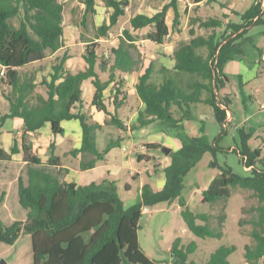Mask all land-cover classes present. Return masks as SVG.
I'll list each match as a JSON object with an SVG mask.
<instances>
[{
	"label": "trees",
	"instance_id": "16d2710c",
	"mask_svg": "<svg viewBox=\"0 0 264 264\" xmlns=\"http://www.w3.org/2000/svg\"><path fill=\"white\" fill-rule=\"evenodd\" d=\"M189 1L195 6L194 10L212 2L228 8L220 0ZM79 2L84 5L81 22L85 24L87 14L95 13L97 0ZM102 2L111 9L109 23L99 25L95 33L97 41L86 45L83 53L85 68L72 71L66 65L69 55L64 51L51 60L47 74L41 75L38 81L39 74L45 70L41 62L49 54L65 47L64 5L60 0H0V108L3 109L0 114V136L8 118H20L23 123L21 142L14 138L9 151L1 146L0 138V164L10 163L14 154L22 152L25 173L17 179L18 202L27 209L26 222L15 220L4 226L0 219V241L13 243L22 231L30 234L33 264H163L151 259L141 248L139 219L142 206L174 199H178L181 215L196 236L222 235L224 215H219L217 228L212 229L209 219L214 215L191 212L181 195L183 180L190 168L205 151L216 152V141L210 145L204 135L179 136L181 147L170 152V162L163 168V186L153 191L144 185L141 200L127 208L123 207L113 187L105 183L106 180L85 185L66 181L69 169L61 163L60 155L55 153L54 142L49 144L46 161L26 143L25 134L45 124L50 125L53 134H63L62 121L76 119L82 129L81 145L70 152L74 155L78 152L92 153L94 158L81 164L82 167L86 165L91 168L124 140L121 134L112 135L101 147L98 144V130L102 131L103 126L109 123L121 133L127 130L126 121L118 113L123 103L119 98L125 96L123 76L138 68V60L130 51L132 43L126 42L123 37H120L121 43L110 47L108 53L99 51L98 40L117 25L126 14L131 0ZM178 2L168 0L151 15L137 13L131 16V27L134 30L149 27L147 38L156 45L164 43L171 29L167 23L169 9L173 11L172 27L179 24L181 15ZM261 3V0H255L242 12L229 9L231 14L238 17L237 21L231 20L230 13L206 19L199 15L191 16L189 38L179 39L173 47L172 70L162 67L164 74L160 73V78H155L153 65L149 64L137 76L135 93L143 108L129 128L136 130L150 124H156L163 132L180 128L185 120L193 118L194 108L201 103L211 106L216 121L225 128L228 123L227 110H231L229 95L220 97V90L225 84L224 66L236 54L244 52L241 46L246 39L247 28L264 22ZM195 25L205 32L197 33ZM123 32L128 40H134L128 29ZM256 50L260 57L262 50ZM100 74H106V78L102 79ZM182 74L187 77L185 82ZM89 79L94 87L91 104L97 111L106 114L109 122L91 123L87 114L81 111L84 106L82 85ZM39 84L44 86L45 93L37 89ZM107 90L112 96L105 97ZM110 98H113L112 111L108 106ZM259 127L262 126L238 127L240 142L236 148H232L237 149L249 173L241 175L234 173L229 166L220 167V172L202 191L203 202L227 199L231 196L230 186L248 189L257 199V204L249 208L252 216L239 220L240 227L244 223L251 225L249 234L253 243L244 246V258L248 264H260L264 258V151L262 147L249 144V139ZM162 146L156 142L144 144L137 160H150L147 154ZM212 164L215 165V162ZM153 171H157L156 166ZM2 194L0 201L5 193ZM195 248L194 241L184 246L176 238L171 247L175 258L170 264H230L227 257L235 250L234 245L219 246L205 262L197 263L188 260V255Z\"/></svg>",
	"mask_w": 264,
	"mask_h": 264
},
{
	"label": "rangeland",
	"instance_id": "374dc122",
	"mask_svg": "<svg viewBox=\"0 0 264 264\" xmlns=\"http://www.w3.org/2000/svg\"><path fill=\"white\" fill-rule=\"evenodd\" d=\"M60 1L64 5L65 47L60 51L49 54L41 62L45 70L39 74L38 81H40L41 75L47 74L49 70L48 65L51 60L57 55H61L64 51L69 55L66 64L72 71L85 68L86 63L83 58V53L86 45L90 42L97 41L95 33L99 25L104 22L109 23L111 9L106 7L102 0H97L95 13L89 12L87 14L85 24L81 22L84 14V5L79 0ZM167 1L132 0L126 10V14L119 19L117 25L112 27L107 35L99 38V51L108 53L110 47H116L120 44V37H123L126 42L132 43L130 51L138 60V73L142 72L149 64H152L153 77L160 78V73L164 74L161 71V67L171 68L173 65L171 54L175 43L179 39L189 38L188 28L190 26L189 18L191 16L199 15L202 19H206L209 16L222 17L223 12L230 13V11L224 10L218 4H214V6L212 3L204 4L198 10H194L195 6L191 1L179 0L178 7L181 15L179 24L176 27H172L173 11L169 9L167 21L171 28L170 34L165 39L164 44L158 46L152 43L146 36L150 30L149 27L134 30L130 25L129 19L137 13L151 15L159 10ZM220 1L229 7L231 4L234 9L242 12L255 0ZM261 2L262 7H264V0H261ZM229 15L231 20H238L237 16L231 13ZM194 27L197 33L201 34L205 32L198 25ZM124 29H128L134 36L132 42L124 35ZM245 38L241 46L244 52L242 54H236L238 57L235 55L232 60L227 62L224 68L225 84L223 89L220 90V97L227 95H222L223 92L229 93L227 97L230 99L229 108L232 111L227 110V116L231 117V121L226 123L225 128L216 121L211 106L201 103L197 104L196 108H194L193 118L185 120L180 128L161 133L160 128L156 124H152L149 127L131 130L129 126L135 122L137 109L140 106V101L136 96L134 87L137 75V72H135L133 73L134 78L123 85L125 96L121 95L119 98L123 103H121L122 107L118 113L120 112L119 115L121 118L127 121V130L123 131L122 134L121 130L111 123L104 125L102 131L98 130V144L101 147H104L105 142L112 135L117 136L121 134L124 137L123 144L127 146V149H122V147L117 146L108 155H105L104 159L98 160L92 169L82 170L83 168L79 164L80 162L88 161L89 153H84L80 158H76L70 152L72 151L70 148L73 146L71 145L74 140L73 137L72 141L65 139L66 142L61 143L64 140L62 136L50 132L48 124H45L40 129L42 130L41 133L37 134V137L39 136L38 139L42 142L41 145L46 148V150L41 151V157L43 159L46 160L49 155V151H47L49 141H56L57 147L55 153L60 155L61 163L67 164L71 168L69 178L74 179L75 176L83 177L84 181H79L81 182L80 184H85V182H91L92 180L102 182V179H105L106 184L109 187H113L124 208L130 207L141 200V189L144 185H148L153 191L159 188L162 175L158 171L162 170L160 167L163 165L161 160L164 161L165 157H168L170 152L173 151L171 149L168 154H164L162 148L152 150L147 154L151 158L150 160L138 161L137 155L144 148V144L148 143L150 139L154 140L161 133V141L163 143L164 140L172 141L168 145H172L175 140L179 142V136L181 135H204L205 140L210 145H214L216 141V152L213 154L210 151H205L184 177L181 195L185 199L186 205L191 212L214 215L209 219V224L212 229L217 228L219 215H224L221 226L222 235L220 237L212 236L205 238L196 236L189 230L181 215V206L178 199L170 202L162 201L154 205H146L147 210L142 212L139 219L138 238L140 246L151 259L162 261L163 264H170L175 258V255L171 252V247L176 238L180 239V245L186 246L191 241L196 243V248L188 255V260L203 263L219 246L234 245L235 250L227 257L229 263L248 264L244 258V246L253 243V239L249 234L251 225L244 223L240 227L239 220L241 217L249 219L252 216L249 208L257 204V199L250 194L251 192L248 189H243L239 186H230L231 196L227 199H219L215 202L202 201V191L208 187L212 178L220 172V167L229 166L234 173L241 175L249 173L237 149L232 150V148H236L240 142L238 127L247 129L248 124H250L244 117L250 112L261 110L260 105H264V22L250 25L247 28ZM254 46L262 50L260 57L258 54H255V56L258 55L255 57L256 62L250 56L252 47ZM251 59L252 62H255L253 78L248 82L242 83L241 76L243 74L240 75L238 65L244 64L248 66L250 65L249 62H251ZM100 76L102 79L106 78V74H100ZM182 78L184 82L187 79L183 74ZM37 89L45 93L43 85L39 84ZM93 93L94 87L91 84V80H85L83 83L84 106L81 108V111L87 114L88 121L91 123L94 121L103 122L104 120L109 122L110 119L106 114L96 111V108L92 106L91 100ZM108 96H112L109 94V90L105 92V97ZM112 101L113 98H110L109 107L111 110L114 107ZM141 107L143 108L142 104ZM2 111L3 109L0 108V114ZM17 120V118H8L5 121L4 126L1 128L4 138L7 137L9 131L17 132ZM72 126L73 129L69 128V130L72 131L73 135L75 132L78 134L80 131L79 123L74 120ZM262 128L264 127H259L260 130ZM223 129H225V132H223ZM21 131H23V126ZM29 134L32 135V132ZM259 135L253 139V146L258 144L262 146L263 141L260 137L264 136V131L259 132ZM28 137V133L25 134L26 143L29 142L31 145ZM16 139L19 142L21 140V134H17ZM168 145L163 146L171 148ZM126 153L129 155L127 158L125 156ZM15 159L16 161L14 160L8 164H0V195H3L2 192L5 193L4 198L0 201V219L4 226H8L15 220L26 222L27 217V209L21 207L18 202L17 179L19 175H24L25 173V164L21 161L23 160V155L21 153L15 154ZM213 162H215V165L212 164ZM154 166L157 167L158 173L153 171ZM243 207L245 208L244 211L242 210ZM198 223L202 222L198 221ZM2 261L5 262L4 264H33L30 234L22 231L13 243L0 241V264H2ZM260 264H264V258L260 261Z\"/></svg>",
	"mask_w": 264,
	"mask_h": 264
},
{
	"label": "crops",
	"instance_id": "0c3cea01",
	"mask_svg": "<svg viewBox=\"0 0 264 264\" xmlns=\"http://www.w3.org/2000/svg\"><path fill=\"white\" fill-rule=\"evenodd\" d=\"M132 1V0H131ZM179 3V2H178ZM212 4L214 5V4H217V3H214V2H212ZM215 6V5H214ZM227 7L228 8H223L224 10H227V11H229V9H234V7H233V5H231L230 4V7L227 5ZM178 9H179V7H178ZM180 11V10H179ZM168 13V12H167ZM223 13H225V12H223ZM218 17V16H217ZM167 23H168V21H167ZM170 26V25H169ZM168 37V36H167ZM166 37V38H167ZM164 43H162V44H160L161 46L163 45ZM156 45V44H155ZM159 46V45H158ZM243 48V47H242ZM172 50H173V48H172ZM255 54H258V52L256 51V48L255 47H252V53H251V57L252 58H254V61L256 62L257 60H256V58L255 57H257L258 55H256L255 56ZM236 57H238V55H236ZM242 57V56H241ZM255 62H252V59H251V62H249V64L250 65H248V66H245L244 64H242V65H238V70H239V72H240V75L241 74H243L242 76H241V78H242V83H244V82H248V81H250L252 78H253V75H254V65H255ZM173 63H174V61H173ZM227 64V63H226ZM226 64H225V66H226ZM67 65V64H66ZM68 66V65H67ZM173 66V65H172ZM225 66H224V68H225ZM69 67V66H68ZM70 68V67H69ZM71 69V68H70ZM170 71L172 70V67L171 68H168ZM225 70V69H224ZM161 71L163 72V70H162V67H161ZM135 72H137V75H136V81H137V76L141 73V72H139L138 73V68L136 69V70H134L133 72H131V73H128V74H125L123 77H124V79H125V83L126 82H129L130 80H132V78H134L133 76V73H135ZM225 72V71H224ZM84 83V82H83ZM124 83V84H125ZM136 83V82H135ZM83 86V85H82ZM134 87H135V84H134ZM224 87V86H223ZM223 89V88H222ZM124 93H125V91H124ZM221 94H222V91H221ZM224 94H227V95H229V93L228 92H223V94L222 95H224ZM226 95V96H227ZM137 96V95H136ZM82 97H83V95H82ZM127 97V96H126ZM125 97V98H126ZM138 98V97H137ZM140 101V100H139ZM141 104H142V102L140 101V106H139V108L137 109V113H138V111L139 110H141L142 109V107H141ZM84 105V104H83ZM110 105V104H109ZM108 105V106H109ZM143 105V104H142ZM261 105H263V104H261ZM261 105H260V107H261ZM94 107V106H93ZM122 107V104H120V108ZM114 108V107H113ZM113 108H112V110H113ZM120 108H118V111H119V109ZM109 109H110V107H109ZM111 110V109H110ZM111 110V111H112ZM264 109H262L261 108V110H258V111H255V112H250L249 114H247L245 117H244V119L245 120H247L248 122H250V124H248V126H262V127H264V111H263ZM76 111V110H75ZM97 111V110H96ZM98 112H101V111H98ZM120 113V112H119ZM137 115V114H136ZM137 117V116H136ZM18 120H17V124H18V127L16 128L17 129V132L16 133H14V132H11V131H9L8 133H7V137L6 138H4L3 137V132H1V136H0V138H1V146L6 150V151H9V149H10V147H11V145H12V143H13V140H14V138H16V135L17 134H22V132L23 131H21V128H22V126H23V123H22V120L20 119V118H17ZM123 119V118H122ZM77 121L78 122V120H76V119H72V120H65V121H62V126L64 127V133L63 134H59L60 136H62V138L64 139L61 143H63V142H66L65 141V139H68V140H70V141H72L73 140V138H74V140H73V142H72V144L71 145H73L70 149L73 151L74 149H76V148H79L80 147V145H81V138H82V129H81V127H80V125H79V129H80V131H79V133L77 134L76 132L74 133V135L72 134V131L71 130H69V128L70 129H73V126H72V122L73 121ZM227 121H231V117L230 116H227ZM94 122H99V121H94ZM79 123V122H78ZM99 123H102V122H99ZM49 125V124H48ZM152 124H150L149 126H151ZM149 126H146V127H149ZM43 127V126H42ZM41 127V128H42ZM40 128V129H41ZM49 128H50V125H49ZM40 129H38V130H36V131H34V132H32V135H30L29 133H28V135H29V140L31 141V147H32V150L33 151H36L37 152V154L41 157V151L43 150H46V148H44V146H42L41 144H42V142H40V140L38 139L39 138V136L37 137V134H40L41 133V131L42 130H40ZM139 129H141V128H139ZM262 131H264V128H262L261 130L260 129H258L254 134H253V136L249 139V144L252 146V147H256V146H258V147H263V145H264V136H261L260 137V139L263 141L262 143V146H261V144H258V145H255V146H253L252 145V143H253V139H255V136H260L259 135V132H262ZM51 132V131H50ZM161 133H164L163 131H161ZM161 133H160V135H158V136H156L155 137V139L154 140H152V139H150L149 140V138H148V140H149V142L148 143H151V142H156V143H160V144H162V145H168V143H172V141H165L164 140V143L161 141L162 140V137H161ZM122 134H123V132H122ZM261 134V133H260ZM71 135V136H70ZM70 136V137H69ZM79 136V137H78ZM73 137V138H72ZM49 140V139H48ZM124 141V140H123ZM121 142V145H120V147H122V149H124L123 148V146L125 145V144H123L124 142ZM20 142H21V140H20ZM51 142H54L55 143V146L57 147V144H56V141H51ZM28 144H29V142H27ZM166 143V144H165ZM49 144H50V141H49ZM173 145V146H172ZM172 145H168V146H170L171 147V149L172 150H177V149H179L180 147H181V141H177L176 142V140L174 141V143L172 144ZM126 148L125 149H127V146H125ZM115 149V147H113V148H111L105 155H108L112 150H114ZM64 150H66V149H64ZM263 150V149H262ZM47 151H49V146L47 147ZM55 151H56V148H55ZM264 151V150H263ZM21 154H22V152H20ZM20 153H18V154H20ZM84 153H89V152H78V153H76V158H80V156H82V154H84ZM152 154V153H151ZM23 155V154H22ZM48 155V154H47ZM59 155V154H58ZM105 155H104V157H105ZM49 156V155H48ZM48 156H47V158H48ZM126 158L129 156L128 155V153H126ZM42 158V157H41ZM94 158V155L92 154V153H89L88 154V161H90V160H92ZM104 159V158H103ZM16 161V159H15V154L12 156V161L11 162H13V161ZM42 160L43 161H46L45 159H43L42 158ZM18 161V160H17ZM22 161V163L23 164H25V162H24V160H21ZM88 161H85V162H80V167L81 168H83L82 170H86V169H88L87 168V166H86V168H85V166L84 167H82L81 166V164L82 163H86V162H88ZM98 161V160H97ZM96 161V162H97ZM96 162H95V164H96ZM161 162H162V166L160 167V169L162 168V170H160V171H158V169H157V171L162 175V178H160V180H161V182H160V184H159V188L158 189H160L162 186H163V183H164V180H165V177H164V172H163V168L167 165V164H169V162H170V156H166L165 157V159H164V161H162L161 160ZM63 164V163H62ZM95 164H94V166H95ZM64 166H66L68 169H69V172L66 174V176H65V180L66 181H72V182H75L76 184H78V185H85V184H89L90 182L88 181V182H85V184H80L81 182H79V181H84V178L83 177H78V176H75L74 177V179L73 178H69V176L71 175V168L67 165V164H63ZM93 166V167H94ZM93 167H91V168H89V169H92ZM247 170L249 169L248 167H245ZM156 171V172H157ZM157 172V173H158ZM79 174V173H78ZM78 174H76V175H78ZM133 176H134V174H133ZM105 179H102V181H104ZM94 180H92L91 182H93ZM95 182H98V181H95ZM82 183H84V182H82ZM106 183V182H105ZM157 189V190H158Z\"/></svg>",
	"mask_w": 264,
	"mask_h": 264
},
{
	"label": "built area",
	"instance_id": "2783aa9c",
	"mask_svg": "<svg viewBox=\"0 0 264 264\" xmlns=\"http://www.w3.org/2000/svg\"><path fill=\"white\" fill-rule=\"evenodd\" d=\"M1 73H3V71H1ZM261 108L264 109V105H261ZM125 124H127V121L125 122ZM123 148L125 149L126 147L123 146ZM262 149L264 150V146L262 147ZM146 210H147V207L145 205L142 206L141 211L145 212Z\"/></svg>",
	"mask_w": 264,
	"mask_h": 264
},
{
	"label": "water",
	"instance_id": "95a60500",
	"mask_svg": "<svg viewBox=\"0 0 264 264\" xmlns=\"http://www.w3.org/2000/svg\"><path fill=\"white\" fill-rule=\"evenodd\" d=\"M170 150H171V148H168V147H166V146H163V147H162V151H163L164 154H168V153L170 152ZM4 263H5V262L2 261V264H4Z\"/></svg>",
	"mask_w": 264,
	"mask_h": 264
}]
</instances>
